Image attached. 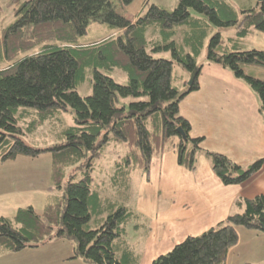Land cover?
<instances>
[{
    "label": "trees",
    "instance_id": "obj_1",
    "mask_svg": "<svg viewBox=\"0 0 264 264\" xmlns=\"http://www.w3.org/2000/svg\"><path fill=\"white\" fill-rule=\"evenodd\" d=\"M132 1L119 3L126 7ZM12 9L13 22L0 37V62L6 61L0 68V158L49 153L58 195L42 214L26 206L10 219L0 216V250L21 251L61 237L75 244L73 258L90 264H139L141 253L126 229L132 223L145 236L149 219L130 205L132 173L140 170L148 179L151 160L168 148L176 149L180 164L194 169L201 137L189 135L178 103L198 88L203 66L198 58L205 47L206 63L227 68L256 92L264 120V79L245 73V66L264 68V49L239 45L252 29L264 33V0L239 10L226 0H177L171 11L149 3L134 19L117 12L110 0H13ZM92 23L120 32L82 44ZM230 26L235 35L227 42L219 30L213 32ZM37 46L36 54H25ZM162 52L170 57L154 56ZM174 64L192 75L182 92L172 81ZM117 69L127 74L128 84L110 76ZM85 82L92 92L83 97L77 88ZM65 112L74 124L65 125ZM45 126L54 136L52 145L24 142V135ZM110 140L126 149L114 161L108 186L95 182L92 170ZM205 153L226 185L245 182L264 164L258 158L242 167L219 153ZM115 188L120 198L112 194ZM234 204L242 211L186 236L151 264H225L239 239L237 225L256 231L264 226V194L239 197Z\"/></svg>",
    "mask_w": 264,
    "mask_h": 264
},
{
    "label": "crops",
    "instance_id": "obj_2",
    "mask_svg": "<svg viewBox=\"0 0 264 264\" xmlns=\"http://www.w3.org/2000/svg\"><path fill=\"white\" fill-rule=\"evenodd\" d=\"M141 2L144 6L146 0ZM137 8L128 16L130 19L143 7ZM119 32L112 30L106 36ZM202 64L197 90L186 94L178 103L179 115L189 123V135L201 137L194 169L180 164L176 149L168 148L151 160L153 183L147 182L145 175L139 176L140 188L134 207L149 219V232L145 236L140 233L143 242L137 244L141 253L139 264H151L186 236L198 235L224 220L229 213L242 211L234 204L237 198L264 194V164L245 182L226 185L219 180L205 153H219L242 167L264 158V120L258 109V96L227 68L205 61ZM255 69L259 70L257 77L264 79V68ZM183 81L186 84L188 80ZM236 232L239 243L241 235L259 238L256 231L249 233L237 227ZM238 246L230 248L225 264H243L244 260L234 253ZM253 246L259 247L255 243Z\"/></svg>",
    "mask_w": 264,
    "mask_h": 264
},
{
    "label": "rangeland",
    "instance_id": "obj_3",
    "mask_svg": "<svg viewBox=\"0 0 264 264\" xmlns=\"http://www.w3.org/2000/svg\"><path fill=\"white\" fill-rule=\"evenodd\" d=\"M12 1L13 0H0V37L2 35V30L13 22L14 17ZM110 1L115 6L116 11L120 12L125 17L131 15V12L137 7V9H141L149 3L159 6L162 5L170 11L177 4V0H146V2H144V6H142V0H133L129 5L123 7L119 3V0ZM226 1H228L236 10L245 6H253L257 2V0ZM128 7L131 10H129ZM112 30L113 28L109 27L107 24L92 23L89 25L86 34L79 40L81 43L83 42L82 44L90 45L93 44L95 40L104 38V36L109 34ZM217 30H219L220 34H222L224 42H227L229 37H233L235 35V28L232 26L228 28H217L214 29L213 32H216ZM239 45H241V49L248 50L257 48L263 50L264 33L252 29L246 36L240 38ZM39 48L40 46L29 49L25 54H36ZM205 55L206 47L199 55L198 63L206 61ZM154 56H165L169 58L170 53L162 52L161 54H154ZM4 65H6L5 60L0 62V68ZM255 68L259 67L245 66V73L257 77L259 75V70ZM109 73L117 84H128L127 74L121 69L113 70ZM172 76L173 84L177 86L178 90L181 92L186 90L187 85H189V82L191 81V78H189V71L187 69H183L177 64H174ZM185 78L188 80L186 84L183 81ZM77 91L80 96L84 97L91 94L92 85L85 82L82 86L77 88ZM128 102L129 101H126V104ZM62 117L63 120H65V125L74 124V119H72L69 112L62 113ZM48 131L49 128L45 126L40 128L36 134L24 135L22 138L26 144L35 148L50 146L52 145V141L54 142L55 139L52 133L50 134ZM125 149L126 148L123 143L113 140H110L109 143L104 146L101 152L102 155L93 163L94 167L92 175L95 182H102L109 186L114 161L118 156L125 153ZM51 169V155L47 152H42L35 157H28L19 154L16 158L8 159L6 161L1 160L0 158V216L10 219L15 215V211L18 208L26 206H31L35 212L42 214L46 205L52 203L55 196L58 195V189L53 187L50 177ZM70 171H72V169H69L68 173ZM140 174H142L140 170H134L132 173V179L130 182V185L132 186L130 192V205H132V207H134V202L136 201L134 199L135 197L137 198V193L140 188V185H137L138 180H140ZM152 177L153 173H150L148 177L149 180L147 179V182L152 181L151 183H153L154 179H152ZM146 188L149 189L150 187ZM143 190H145V188H143ZM111 192L115 195V197L120 198L121 194L119 189L115 188ZM157 198L162 197L157 196ZM237 227L242 228L245 232L256 231L252 229L248 230L240 225H237ZM126 231H128V240L130 242L135 245L139 242H143V240H141L140 232L133 230L132 223L127 226ZM256 233L259 235V238L251 236V234L249 236L241 235L240 243L239 241L237 242V244H239L238 250L234 253L236 257L244 260L243 264H264V231L260 230L256 231ZM254 243L259 245V247L254 248ZM142 247L144 249V245ZM74 251L75 244L70 239L56 237L47 239L45 242L39 244L38 247L34 248L27 247L21 251L12 252L0 250V264H90L85 262L81 257L73 258ZM236 263H238V261ZM142 264H144V262H142Z\"/></svg>",
    "mask_w": 264,
    "mask_h": 264
},
{
    "label": "water",
    "instance_id": "obj_4",
    "mask_svg": "<svg viewBox=\"0 0 264 264\" xmlns=\"http://www.w3.org/2000/svg\"><path fill=\"white\" fill-rule=\"evenodd\" d=\"M258 1H261V0H258ZM191 81L189 82V85L191 84V82H192V75H191V79H190ZM177 132L179 133V134H181V137H183V139H186V137L184 136V133H183V131H182V129L180 128V127H178L177 128ZM262 230L264 231V226L262 227Z\"/></svg>",
    "mask_w": 264,
    "mask_h": 264
}]
</instances>
